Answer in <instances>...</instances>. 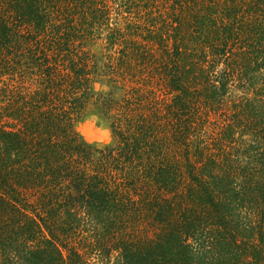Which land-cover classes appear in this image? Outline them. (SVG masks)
Returning <instances> with one entry per match:
<instances>
[{
	"label": "trees",
	"instance_id": "obj_1",
	"mask_svg": "<svg viewBox=\"0 0 264 264\" xmlns=\"http://www.w3.org/2000/svg\"><path fill=\"white\" fill-rule=\"evenodd\" d=\"M0 264H264V0H0Z\"/></svg>",
	"mask_w": 264,
	"mask_h": 264
},
{
	"label": "rangeland",
	"instance_id": "obj_2",
	"mask_svg": "<svg viewBox=\"0 0 264 264\" xmlns=\"http://www.w3.org/2000/svg\"><path fill=\"white\" fill-rule=\"evenodd\" d=\"M87 48L96 53H100L102 50L101 44L96 42L91 43ZM94 89L96 95H108L110 93V87L103 83H96ZM121 94L120 91L115 93L116 97H120ZM77 129L86 142L96 147L106 146L112 140V132L108 119L97 107L95 99L90 101L83 118L77 124Z\"/></svg>",
	"mask_w": 264,
	"mask_h": 264
}]
</instances>
